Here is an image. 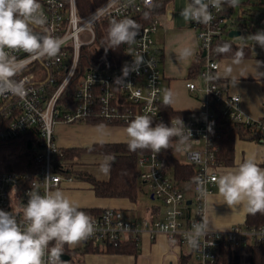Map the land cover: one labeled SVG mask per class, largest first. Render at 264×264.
Masks as SVG:
<instances>
[{
  "label": "built area",
  "instance_id": "obj_1",
  "mask_svg": "<svg viewBox=\"0 0 264 264\" xmlns=\"http://www.w3.org/2000/svg\"><path fill=\"white\" fill-rule=\"evenodd\" d=\"M39 3L47 19L44 28L61 38L63 44L55 58H32L22 51L12 53L23 62L16 79L24 81L26 95H0V140H13L32 129H37L39 136L38 145L33 149L37 161L33 172L0 171V210L11 212L21 224L25 223L23 212L30 191L40 194L55 191L64 181L74 178L69 173L74 169L73 159L66 157L65 148L55 138L58 123L101 120L128 124L137 115H149L153 123L165 120L163 74L154 41L160 27L157 15L140 26L135 43L126 50L125 58L117 67L79 70L81 50L95 43L96 29L103 19H120L144 9L151 10L155 0L152 6L144 0H106L86 15L79 13L77 0H39ZM211 11L213 19L209 24L192 22L199 46L194 58V75L186 86L199 100L200 107L170 120L171 126V122L182 119L191 131L188 141L196 147L187 144L182 146L186 150L180 153L185 157L181 161L194 168L193 177L178 181L172 169L164 165L162 150L141 153L137 159L139 179L161 205L149 216L134 219L112 206L87 213L93 218L96 230L81 241L84 245L95 243L107 249L126 241L138 243L143 233L155 237L162 232L172 246L189 248L183 264H225L221 260L224 250L242 253L250 243H264V225H233L225 230H210L206 226L198 248L189 246L186 239L193 224H206V198L216 187L214 177L221 175L224 167L218 159L220 145L216 138L220 137V130L229 123H238L250 130L252 140L264 141V119L243 111L240 95L223 86L219 73L221 62L212 54L213 42L228 36L240 22L228 17L225 6ZM137 55L143 56L145 63L134 70L131 66ZM126 65L130 70L123 77L122 69ZM118 77H123L124 83L115 84ZM176 141L174 138V149Z\"/></svg>",
  "mask_w": 264,
  "mask_h": 264
},
{
  "label": "clouds",
  "instance_id": "obj_2",
  "mask_svg": "<svg viewBox=\"0 0 264 264\" xmlns=\"http://www.w3.org/2000/svg\"><path fill=\"white\" fill-rule=\"evenodd\" d=\"M152 6L153 0H144ZM238 0H188L180 15L185 22L207 25L213 19L212 9L221 10L225 5L235 7ZM47 19L41 11L39 0H0V95H26L25 83L16 76L22 67V61L12 53L22 51L32 58H55L63 44L61 38L54 37L44 28ZM140 33V25L131 18L111 21L108 28L109 48H119L121 44L132 45ZM244 39L245 37H239ZM264 48V30L247 36ZM231 46L227 43L217 47L218 53H228ZM194 55V49L185 47L178 53L180 60ZM243 60V52L237 51L232 63L225 66L224 75L233 76V65ZM145 63L143 56L137 55L131 66L134 70ZM151 67V63L147 62ZM262 62L256 61L257 66ZM130 66L123 69V77L129 74ZM118 77L115 84L124 83ZM130 85V84H129ZM174 94L170 89L163 90L162 103L170 106ZM211 132L212 128L209 126ZM127 145L130 151L150 150L159 153L169 149L172 140H177L176 150H186L191 139V131L178 118L171 126L163 122L153 126L149 115H137L125 128ZM114 157L107 156L99 164V172L108 175ZM218 194L232 208L245 206L255 214L264 212V167L257 164L254 157L238 162L233 168L214 177ZM201 195L203 188L199 189ZM24 207L25 223H18L16 216L0 210V264H66L61 259L64 246H75L91 237L95 232L93 218L69 195L61 190L46 191L44 194L30 191ZM192 231L186 234L187 243L193 248L199 247V237L205 235L206 224H193ZM51 245V247H49Z\"/></svg>",
  "mask_w": 264,
  "mask_h": 264
},
{
  "label": "crops",
  "instance_id": "obj_3",
  "mask_svg": "<svg viewBox=\"0 0 264 264\" xmlns=\"http://www.w3.org/2000/svg\"><path fill=\"white\" fill-rule=\"evenodd\" d=\"M255 1L238 0L234 8L225 5L226 14L230 18L242 22L247 13L244 8L247 5L255 4L257 2ZM187 3L188 0H167L164 2L163 8L160 7L156 13L160 19V27L154 34V41L155 51L163 74V90L170 89L174 94V102L170 106L179 111L195 112L199 109L200 103L188 90L186 82L193 76L191 72L195 67L194 58L198 51L199 39L192 22H185L180 15L181 10ZM236 9L240 13L237 16H235ZM261 19H264L262 14L259 15V23L264 22ZM259 30H264V28L256 27V22L252 20V24L248 28L244 27L240 36L232 38L225 35L220 38L234 44L238 51L243 52L242 62L239 65H233L235 79L224 75V68L232 63L234 55L218 58L221 62L219 73L223 86L227 91L240 95L241 108L247 115L264 119V48L259 45L254 46V42L247 39L248 35L255 34ZM239 37L245 38L241 39ZM185 47L193 48L194 55L188 59L180 60L178 53ZM256 61L262 62L260 66H257ZM90 122L81 125L58 123L55 127V138L59 146L65 149L75 148L79 151L84 147L90 148L95 143L127 142L124 131L127 126L120 125L121 123ZM249 157H254L257 164L264 167V141L236 136L234 161L230 165H224L221 174ZM139 182L140 188H144L141 186L140 179ZM83 186H87L93 195L81 197L82 195L78 192H81ZM57 190L69 195L79 204L80 208L117 207L126 217L133 219L149 216L150 213L157 211L156 207L158 206H145L144 211H142L140 204L129 197L97 196L89 181L84 179L83 181L75 180V176L71 181H64ZM151 198L154 199L152 196ZM248 212L245 206L232 208L223 203V198L218 194L217 185L206 198L205 218L206 226L210 230H225L233 225H244ZM128 213H138V216H130ZM82 244L80 242L75 246L67 245L71 251L67 254L71 256V259L63 260L66 264H183L187 252L183 246H172L167 236L162 232L156 234L155 237H152L149 233H143L137 244L136 253L109 252L97 244H91V249L86 250L85 245ZM96 247L99 250H93Z\"/></svg>",
  "mask_w": 264,
  "mask_h": 264
},
{
  "label": "trees",
  "instance_id": "obj_4",
  "mask_svg": "<svg viewBox=\"0 0 264 264\" xmlns=\"http://www.w3.org/2000/svg\"><path fill=\"white\" fill-rule=\"evenodd\" d=\"M106 0H77L78 10L81 15H86L93 11L97 6L104 3ZM167 0H155L153 9H144L127 15L123 18L103 19L97 26V37L95 43L87 48L83 47L81 50L79 70L84 71L87 68H106L117 67L126 56V50L130 47L127 44H121L119 48H109L108 42V28L113 20H121L124 18H131L137 24L144 25L156 15L159 8H163L164 2ZM158 5V6H157ZM229 44L231 51L228 53H218L217 47L223 44ZM238 51V48L226 41L216 39L212 45V54L215 57L220 56H233ZM194 75V70L191 72ZM165 120L163 123L170 126V120L174 116L186 115L189 111L175 110L171 106L162 104ZM93 122H102L101 120H92ZM159 123V122H158ZM156 123H153L155 126ZM219 138H216L220 151L218 159L224 165H230L234 161V141L236 136L240 138L251 139L253 135L250 130L238 123H229L224 129L220 130ZM39 136L37 129H32L19 135L13 140L2 141L0 140V171L12 170L19 172H33L37 167L35 160L34 147L38 145ZM90 150H97L102 153L110 154L114 157L111 162L110 176L107 180H98L87 173H78L79 177L89 181L97 196H115V197H129L136 200L140 182L138 178V165L137 159L141 153L149 150L130 151L127 142H114V143H95ZM78 150L75 148L65 149L66 157L74 159L77 156ZM162 160L165 166L172 169L174 177L179 180H191L194 174L192 165L179 160L175 155L174 139L172 140L169 149L162 150ZM75 169L69 173L75 175ZM86 213H94L99 209L81 208ZM244 225L247 227H254L264 225V212H257L255 214L248 212ZM133 241L124 242L118 247L110 246L106 250L109 252H132L136 253L137 245ZM91 244H86L85 249L90 250ZM99 250V248H93ZM68 246H64V253H70ZM221 260L225 264H264V243H250L246 250L242 253L238 251L224 250L221 253Z\"/></svg>",
  "mask_w": 264,
  "mask_h": 264
},
{
  "label": "rangeland",
  "instance_id": "obj_5",
  "mask_svg": "<svg viewBox=\"0 0 264 264\" xmlns=\"http://www.w3.org/2000/svg\"><path fill=\"white\" fill-rule=\"evenodd\" d=\"M256 1H255L256 2L255 4L247 5L244 8L245 11L247 12L246 15H245L246 18L243 20V22L245 24L247 23V25H245L246 28H248L250 26V24H252V20H254L256 22V27L258 26V27L264 28V22H262V23L258 22L259 15H261V14L264 15V3L260 2V0H256ZM238 14H240V13L236 9L235 16H237ZM261 20H264V19H261ZM252 27H254V26H252ZM91 46L92 45L87 46V48H89ZM84 47H86V46H84ZM162 95H163V93H162ZM83 123H91V122L90 121H88V122L77 121V122L67 123V124L81 125ZM120 125L127 126L128 124H120ZM55 136H56V131H55ZM187 144L190 145L192 148L196 147L193 144H191L190 141H188ZM176 145H177V141L175 142V155L180 160L185 161V157L180 153V151L176 150ZM78 153L79 154H77L76 158H74L75 160L72 163V165H73V167H74V169L76 171L75 175H74L75 176V180L83 181V179L81 177L76 175L78 173H87V174L91 175L92 177H94V178H96L98 180H107V179H109L110 172H109L108 175L101 174L99 172V164L105 157L110 156V154L102 153V152H99L97 150H90L87 147H84V148L80 149L78 151ZM141 186L144 187V188H139L136 201H137V203L140 204V209L142 211H144L145 206L161 205V201L159 199H152L151 198V195H150L149 190H148L146 185H144L142 183ZM83 188L81 189V192H78L79 194L82 195L81 197H84V196L86 197V196H92L93 195L91 193V190H89L87 188V186H83ZM190 190H192V188H190ZM128 214H130V216H133V215L134 216H138V213H135V214L134 213H128ZM93 244H95V243H93ZM184 250L185 251H189V248L188 247H184Z\"/></svg>",
  "mask_w": 264,
  "mask_h": 264
},
{
  "label": "water",
  "instance_id": "obj_6",
  "mask_svg": "<svg viewBox=\"0 0 264 264\" xmlns=\"http://www.w3.org/2000/svg\"><path fill=\"white\" fill-rule=\"evenodd\" d=\"M245 25H247V23L245 24L243 21L240 23H237L236 27H234L230 30L229 36L232 38L240 36L243 33V29H244ZM188 203H190V201H188ZM61 259L67 261V260L71 259V256L67 253H64L61 256Z\"/></svg>",
  "mask_w": 264,
  "mask_h": 264
}]
</instances>
